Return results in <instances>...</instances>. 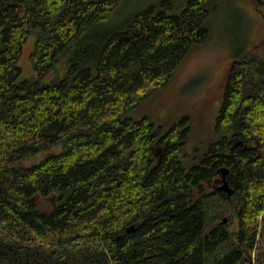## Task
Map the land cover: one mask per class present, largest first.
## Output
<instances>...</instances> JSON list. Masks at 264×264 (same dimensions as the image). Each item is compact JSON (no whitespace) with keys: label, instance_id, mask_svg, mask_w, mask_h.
Wrapping results in <instances>:
<instances>
[{"label":"trees","instance_id":"16d2710c","mask_svg":"<svg viewBox=\"0 0 264 264\" xmlns=\"http://www.w3.org/2000/svg\"><path fill=\"white\" fill-rule=\"evenodd\" d=\"M120 1L0 0V264L262 262L264 56L231 57L215 137L190 166L188 125L129 115L208 41L216 7L236 0H187L179 12L166 0L101 28ZM32 35L36 76L21 79Z\"/></svg>","mask_w":264,"mask_h":264},{"label":"rangeland","instance_id":"374dc122","mask_svg":"<svg viewBox=\"0 0 264 264\" xmlns=\"http://www.w3.org/2000/svg\"><path fill=\"white\" fill-rule=\"evenodd\" d=\"M164 1L166 0H121L113 13L101 23V28L113 30L123 27L137 13L150 7L161 8ZM167 1L172 3L170 11L173 12L181 11L187 3V0ZM210 28L208 41L181 61L169 83L142 100L129 113L136 119L148 115L166 126L175 121H181V129L188 125V139L184 147L187 155L182 158L185 166H190L205 153L215 137L216 118L223 102L231 57L244 50L264 56V10L257 8L252 0L220 3L212 12ZM34 42L35 36L32 35L23 45L19 60L21 79L36 76L30 59ZM59 69L61 74L65 72L66 58L62 60ZM50 77L51 75L44 78V82H48ZM59 150V146L40 150L19 160L16 165L35 164L49 153ZM41 202L47 211L57 205L47 199H42ZM227 215L222 216V219ZM236 228L234 220L231 230ZM258 241L259 245H264V214ZM253 264H264V260H255Z\"/></svg>","mask_w":264,"mask_h":264},{"label":"water","instance_id":"95a60500","mask_svg":"<svg viewBox=\"0 0 264 264\" xmlns=\"http://www.w3.org/2000/svg\"><path fill=\"white\" fill-rule=\"evenodd\" d=\"M159 151H160V148L158 147V148L156 149V154H158ZM225 176H226V171H223V180H224V181H223L222 185H220L219 188H220V189H223V190H226L228 196H230V195L233 193V188L228 184V182H227Z\"/></svg>","mask_w":264,"mask_h":264}]
</instances>
